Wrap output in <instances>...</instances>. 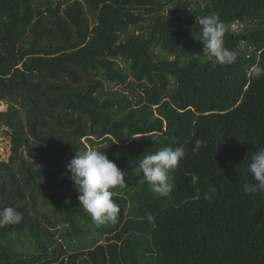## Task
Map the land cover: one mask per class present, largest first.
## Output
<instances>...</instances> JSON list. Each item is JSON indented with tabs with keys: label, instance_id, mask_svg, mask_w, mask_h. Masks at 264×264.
<instances>
[{
	"label": "trees",
	"instance_id": "16d2710c",
	"mask_svg": "<svg viewBox=\"0 0 264 264\" xmlns=\"http://www.w3.org/2000/svg\"><path fill=\"white\" fill-rule=\"evenodd\" d=\"M210 14L233 64L203 55L199 20ZM258 63L264 0H0L11 141L0 208L23 215L0 228V264H264V194L244 190L264 147V77L249 75ZM177 145L186 155L161 198L134 167ZM76 149L105 151L126 172L115 223L97 227L79 206L66 168Z\"/></svg>",
	"mask_w": 264,
	"mask_h": 264
},
{
	"label": "clouds",
	"instance_id": "9594fccd",
	"mask_svg": "<svg viewBox=\"0 0 264 264\" xmlns=\"http://www.w3.org/2000/svg\"><path fill=\"white\" fill-rule=\"evenodd\" d=\"M204 52L213 66L230 65L236 62L237 53L225 46V26L219 18L210 14L199 20ZM251 78L264 77V64H255L250 67ZM127 134V129L124 130ZM132 138L138 136H131ZM155 144L158 142L156 135L151 136ZM175 144V141L172 142ZM203 146L201 140H196L194 151ZM186 155L183 146H168L156 152L143 154L134 167V173L144 179L154 194L161 198H168L173 190L170 182V173L178 168L179 163ZM66 168L70 172V179L74 188L78 190L79 206L91 217L97 227L107 223H115L120 212L119 205L113 199V190L126 185V172L113 160L109 159L105 151L96 149L77 150L76 155L70 159ZM138 168V172H137ZM254 183L245 184L247 193L259 192L264 194V147L258 148L251 157L248 166ZM214 186H209L204 194L205 199H211L215 194ZM149 222L153 221L150 212L145 213ZM23 220V215L13 206L0 208V228L15 225Z\"/></svg>",
	"mask_w": 264,
	"mask_h": 264
},
{
	"label": "rangeland",
	"instance_id": "374dc122",
	"mask_svg": "<svg viewBox=\"0 0 264 264\" xmlns=\"http://www.w3.org/2000/svg\"><path fill=\"white\" fill-rule=\"evenodd\" d=\"M243 27V23H237L234 25V28L240 30ZM8 105L0 101V112L3 110H7ZM7 128L4 126H0V160L7 159L10 152V137L6 132ZM133 179L136 181L137 176L133 173Z\"/></svg>",
	"mask_w": 264,
	"mask_h": 264
},
{
	"label": "water",
	"instance_id": "95a60500",
	"mask_svg": "<svg viewBox=\"0 0 264 264\" xmlns=\"http://www.w3.org/2000/svg\"><path fill=\"white\" fill-rule=\"evenodd\" d=\"M0 126H1V123H0Z\"/></svg>",
	"mask_w": 264,
	"mask_h": 264
}]
</instances>
